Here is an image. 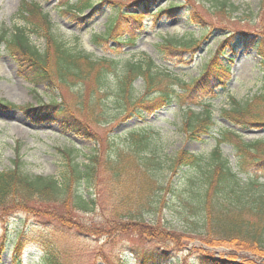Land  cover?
I'll return each instance as SVG.
<instances>
[{"label":"trees","instance_id":"trees-1","mask_svg":"<svg viewBox=\"0 0 264 264\" xmlns=\"http://www.w3.org/2000/svg\"><path fill=\"white\" fill-rule=\"evenodd\" d=\"M227 1L221 2L220 6H225ZM107 3L110 4L107 0H75L73 3L65 0L63 6L64 12L73 19L84 20L82 16L86 10L90 11L89 16H94ZM156 4L158 0H132L126 4L125 10L113 9V18L102 34L93 37V42L98 47L106 42L133 47L137 37L134 27L140 30L144 17L155 16L154 22L161 16L173 17L180 6L179 2L169 1L167 11L158 8L155 13H150V8ZM19 12L24 26L0 35V48L3 45L17 61L19 73L34 87L33 90L38 85L57 89V84L68 93L70 100H74L73 104L65 100L57 103L50 97L46 104L24 107L23 115L39 124L53 122L61 131L93 139L97 145L99 139L89 123L97 125L110 122L106 119V102L114 103L120 112H126L128 118L137 116L140 120L175 102L183 110L181 132L186 141L209 137L215 127L212 103L209 100L217 98V91L226 90L231 81L229 65L222 63L227 50L234 53L238 46L254 48L261 63H264L263 34L243 31L228 33L219 40L209 60L201 65L198 76L186 82L164 65L174 59L181 63L186 54L191 59L192 53L198 51L206 38L205 32L200 33L196 39H161L157 45V58L147 56L135 60L116 54V58H107L69 49L54 36L52 23L48 15L41 11L39 4L23 1ZM261 12H264V5ZM130 27L135 31L128 30ZM29 34L43 38L46 44L44 52L31 46ZM109 50L115 52L114 48ZM136 81L142 82L141 97H134ZM86 90L90 93H86ZM228 98L233 105L222 109L219 116L229 124V128L214 138L216 145L207 158L179 150L162 160L155 147L159 143V135L148 134L143 130L125 134L127 139L124 148H111L115 155L105 159V169L112 172L113 177L127 180L128 175L135 177L134 172L128 174L129 168L133 166L138 169L139 205L135 206H160L155 199H160L165 192L173 197L179 196L185 211L182 231L188 234L168 232L167 235V231L159 226L145 223L143 217L137 222L130 219V222H135L142 229L149 225L148 228L155 230L162 239H173L178 234H194V238H198L207 247H230L227 251L217 253L201 248L185 250L181 258L175 257L178 254L174 251L179 252L176 249L155 248L136 253L135 264H264V140L245 143L239 138L236 141L231 138V135H237L238 132L234 127L264 126V80L261 92L252 99L239 103L231 96ZM0 106L5 109L14 108V105L4 102H0ZM194 107H199L200 111L196 112ZM105 144L107 147L110 145ZM222 144H228L234 152L235 166L222 156ZM58 150L63 156V167L56 177L28 176L21 171L18 160L13 161L12 168L0 171V214L3 218L18 212L31 214L34 205L52 211L66 207L82 211L94 208L95 204L85 198L82 189L95 188L101 153L95 150L87 163H80L73 156V151ZM255 156L256 159H253ZM164 172L172 179L178 178L180 183L175 187L171 183L166 184V179L162 178ZM132 190L121 199L123 205L120 210L124 213L125 222L140 215L130 214V204L134 206ZM112 228L118 231L121 225L114 222ZM23 240L21 236L15 242L11 253L12 264H20ZM4 243L0 245V261L5 250ZM47 243L44 244L42 264H58L57 247L50 240Z\"/></svg>","mask_w":264,"mask_h":264},{"label":"rangeland","instance_id":"rangeland-1","mask_svg":"<svg viewBox=\"0 0 264 264\" xmlns=\"http://www.w3.org/2000/svg\"><path fill=\"white\" fill-rule=\"evenodd\" d=\"M23 1L39 4L41 11L48 15L52 23L54 36L69 49L107 58H116V55L135 60L147 56L157 58V45L161 39L172 37L196 39L200 33L205 32L206 38L198 51L192 53L191 59L190 55L186 54L181 63L174 59L164 65L186 82L198 76L201 65L209 60L217 43L226 34L243 31L264 35V12H261L263 0H228L223 7L220 3L224 0H158V4L150 8V13H155L158 8L167 11L168 2L175 1L180 5L177 12L175 11L176 15L161 16L156 22L155 16L144 17L141 20L142 29L137 30L138 28L134 27L137 37L133 47H121L112 42H106L98 47L93 42V37L102 34L113 18L112 10L117 8L125 10L126 4L132 0H107L110 4L103 5L101 11L94 16L90 17L88 15L90 11L86 10L82 16L84 20L73 19L64 12L65 0H0V35L24 26L19 17V8ZM70 2L73 3L75 0ZM134 29L128 28L135 31ZM28 39L31 46L38 51H45V41L39 35L29 34ZM112 48L115 50L114 53L109 50ZM227 51L222 63L229 65L231 81L226 90L217 91L219 94L217 98L209 100L212 103V117L215 122L209 137H203L199 141H186L181 132L183 110L175 102L142 117V120L137 116L128 118L126 112H120L114 103L106 102V119L110 122L97 125L89 123L99 139L97 145V141L93 139L80 138L71 132L61 131L53 122L39 124L31 122L23 115L24 107L46 104L50 97L57 103L65 100L73 104L74 100H70L68 93L62 91L57 84V89L38 85L33 90L34 87L19 73L17 61L1 45L0 102L10 103L14 108L5 109L0 106V171L12 168L13 161L18 160L21 171L28 176L56 177L63 167V156L58 149L73 151V156L80 163H87L95 150L101 153V156L95 177V188L82 189L86 194L85 198L95 204L93 209L82 211L66 207L52 211L34 205L31 214L18 212L6 218L0 214V245L1 242H5L0 264H12L11 253L16 240L21 236L24 245L20 264H42L44 244H49L48 240L58 249V264H135L136 253L155 248L176 249L179 251H174L178 254L175 255L176 258H181L185 250L191 251L195 248L216 253L229 250L230 247L227 245L207 247L201 244L198 238L195 239L194 234L188 236L178 234L173 239H162L155 230L148 228V224L145 229L139 228L135 222L143 217L145 223L159 226L160 229L167 231L165 233L167 235L168 232L186 233L182 231L185 211L181 198L165 192L160 199H155L160 206L154 205L152 208L135 206L138 204L137 188L140 186L137 167L129 168L128 174L134 172L135 177L128 175L127 180L113 177V173L105 169V159L115 155L112 149L124 148V141L127 139L125 134L137 130L159 135V143H156L155 147L157 155L162 156V160L164 157L173 156L179 150L209 157L216 145L214 138L221 136L229 128V124L219 116L222 109H228L233 105L228 97L244 103L259 94L263 87L264 63H261L256 50L238 46L234 53ZM228 58L231 61H227ZM86 93L90 92L86 90ZM142 93V82L136 81L134 97H141ZM193 109L196 112L200 111L199 107ZM262 114L264 115V110ZM234 129L238 130L237 135H231L235 141L237 138L245 143L264 140V126ZM105 143L110 145L107 147ZM221 153L233 166L236 165L234 152L228 144L221 145ZM257 157L261 156L258 154ZM253 159H256V156ZM163 174L162 178L166 179V184L171 183L175 187L180 183L178 178L172 179L166 172ZM131 188L133 189L131 198L135 207L130 204V214L140 213L138 216L141 217H132L129 218V222H125L124 213L120 210L123 205L121 199L128 195ZM163 203L164 205H161ZM145 212L147 213L143 215ZM130 219L135 222H130ZM114 222L121 225L118 231L112 228Z\"/></svg>","mask_w":264,"mask_h":264}]
</instances>
